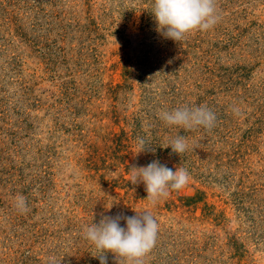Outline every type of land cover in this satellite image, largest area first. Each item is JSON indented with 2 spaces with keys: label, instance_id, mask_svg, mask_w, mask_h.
Instances as JSON below:
<instances>
[{
  "label": "rangeland",
  "instance_id": "374dc122",
  "mask_svg": "<svg viewBox=\"0 0 264 264\" xmlns=\"http://www.w3.org/2000/svg\"><path fill=\"white\" fill-rule=\"evenodd\" d=\"M153 3L0 0V264H100L84 227L145 211L143 264H264V0H216L218 23L178 42ZM201 105L211 130L159 118ZM154 160L190 175L155 204L131 182Z\"/></svg>",
  "mask_w": 264,
  "mask_h": 264
},
{
  "label": "clouds",
  "instance_id": "9594fccd",
  "mask_svg": "<svg viewBox=\"0 0 264 264\" xmlns=\"http://www.w3.org/2000/svg\"><path fill=\"white\" fill-rule=\"evenodd\" d=\"M152 14L158 25V31L176 42L183 40L194 31H207L219 21L216 0H154ZM239 114L238 109H233ZM159 118L169 126H179L190 131L198 127L211 130L216 123L215 113L206 105L183 106L171 111H161ZM145 141L139 140L140 153L146 149ZM186 137L177 136L164 147H171L173 153L183 154L188 149ZM131 182L143 183L147 193L146 199L155 204L166 197L169 190H180L189 181L187 169L177 167L175 171L154 160L147 166L131 167ZM15 207L21 212L29 211L27 199L23 195L15 197ZM109 210L111 209L108 208ZM126 221V227L120 221ZM159 225L149 211L134 216H106L102 214L99 223H92L83 229V237L94 245L99 253L100 264H107L106 253L111 252L120 257L125 264H143L145 257L155 246Z\"/></svg>",
  "mask_w": 264,
  "mask_h": 264
}]
</instances>
